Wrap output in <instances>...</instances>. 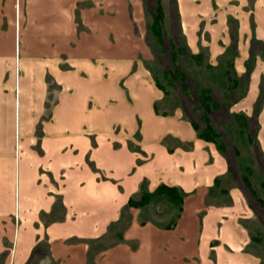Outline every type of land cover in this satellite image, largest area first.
I'll return each instance as SVG.
<instances>
[{
    "label": "crops",
    "instance_id": "1",
    "mask_svg": "<svg viewBox=\"0 0 264 264\" xmlns=\"http://www.w3.org/2000/svg\"><path fill=\"white\" fill-rule=\"evenodd\" d=\"M175 2L189 54L245 79L264 170V0ZM104 3L0 0V264H264L246 178L157 110L144 0Z\"/></svg>",
    "mask_w": 264,
    "mask_h": 264
},
{
    "label": "rangeland",
    "instance_id": "2",
    "mask_svg": "<svg viewBox=\"0 0 264 264\" xmlns=\"http://www.w3.org/2000/svg\"><path fill=\"white\" fill-rule=\"evenodd\" d=\"M96 1L104 5L109 0ZM175 3V0H144L145 19L140 25L143 64L164 93L157 110L165 113L177 110L193 122L197 133L211 127V141L225 153L236 178L239 181L240 176L246 178L243 184L250 198L264 213L263 163L253 137L257 129L255 111L248 119L241 112L234 113L238 108L232 105L244 92L245 79L236 80L229 66L221 63L213 67L205 57L189 54L180 34ZM157 7L161 10L160 19L156 18ZM156 20L160 22L155 24ZM204 95L210 100L206 101ZM260 229L264 231V225Z\"/></svg>",
    "mask_w": 264,
    "mask_h": 264
},
{
    "label": "trees",
    "instance_id": "3",
    "mask_svg": "<svg viewBox=\"0 0 264 264\" xmlns=\"http://www.w3.org/2000/svg\"><path fill=\"white\" fill-rule=\"evenodd\" d=\"M156 13H157V17L156 18H158V19H160V17H161V10H160V8L159 7H157L156 8ZM160 21L159 20H156L155 21V24L156 23H159ZM156 28V27H155ZM261 92L263 93V95H264V86L261 88ZM206 101H208V100H210V98L207 96V95H204V97H203ZM257 107V106H256ZM236 116H238V115H236ZM211 127H209V126H206L205 127V132H203V133H199V136L200 137H202V138H204L205 140H212V138H213V134H212V131H211V129H210ZM195 130H196V127H195ZM162 189H165V190H168V191H172V192H175V193H177L178 191H177V189H167V188H164V187H159L158 189H157V192L158 191H161ZM149 199V197L147 196V195H145L144 197H143V202L144 201H147Z\"/></svg>",
    "mask_w": 264,
    "mask_h": 264
}]
</instances>
